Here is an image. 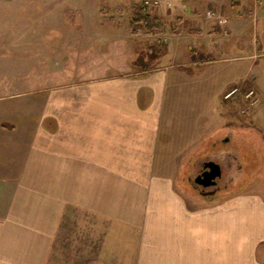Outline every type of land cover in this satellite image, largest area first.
Returning <instances> with one entry per match:
<instances>
[{"label":"crops","instance_id":"obj_1","mask_svg":"<svg viewBox=\"0 0 264 264\" xmlns=\"http://www.w3.org/2000/svg\"><path fill=\"white\" fill-rule=\"evenodd\" d=\"M141 3L161 25L143 34L166 47L167 62L125 64L90 86L19 97L15 111L0 102V264H264V193L225 195L224 205L213 199L203 207L202 192L185 187L191 177L167 171L178 162L169 154L202 145L199 133L173 148L181 131L171 90L181 81H170L171 73L202 77L251 33L256 52L242 59L258 73L246 64L249 73L222 83V103L198 123L207 124L203 136L238 129L224 117L223 106L232 105L224 95L253 80L259 101L249 123L264 130V0ZM208 10L228 25L208 20ZM129 21L121 41L135 43L142 35L131 34Z\"/></svg>","mask_w":264,"mask_h":264},{"label":"rangeland","instance_id":"obj_2","mask_svg":"<svg viewBox=\"0 0 264 264\" xmlns=\"http://www.w3.org/2000/svg\"><path fill=\"white\" fill-rule=\"evenodd\" d=\"M141 2L143 0H0V102L9 103L12 111L21 107L19 97H48L53 88L66 85L90 86L125 64L131 63V67L140 69L157 66L159 61L167 62L166 52L162 51L166 47L160 48L153 36L145 37L140 26L137 33L142 37L134 40L135 43L121 41L120 36L128 33V20ZM105 17L117 22L101 25ZM250 36L249 42L235 41L232 58L214 65L202 77H190L178 69L171 73L170 81H181L180 87L171 90L172 112L177 116L181 131L173 148L188 145L199 133L202 137L197 139L202 145L191 154H169L171 160L178 162L177 168L167 171L174 176L182 173L183 177H191L193 185L184 182L186 189L202 192L194 180L204 164L212 161L222 169L221 180L212 187L214 193L203 198V207L210 206L205 203L213 199L224 205L225 201L219 198L225 195L264 193V130L254 131L255 127H251L252 110L244 98L252 89L258 97L253 80L246 87L233 82L232 88L239 89V96L231 100L230 108L227 106L224 111V105L222 109L224 117L232 120L238 129L216 127L203 136L207 124L203 120L198 123L200 117L209 113L210 106L222 103V83L227 84L230 78L236 81L249 73L246 64H250V74L251 71L258 73V69L252 67L254 61L242 59L256 52L252 33ZM190 57L188 59H194L193 55ZM189 68L194 70L191 65ZM209 73L214 76L208 77ZM181 164L185 167L180 170Z\"/></svg>","mask_w":264,"mask_h":264},{"label":"trees","instance_id":"obj_3","mask_svg":"<svg viewBox=\"0 0 264 264\" xmlns=\"http://www.w3.org/2000/svg\"><path fill=\"white\" fill-rule=\"evenodd\" d=\"M149 8L150 6L145 5V3H141L136 8V12H134L133 14L134 16L129 21L131 34L137 33L138 26L142 28V31L145 34L150 33V31L154 32L155 29H161L160 21H156L155 19H153V17H151V15L148 12Z\"/></svg>","mask_w":264,"mask_h":264},{"label":"built area","instance_id":"obj_4","mask_svg":"<svg viewBox=\"0 0 264 264\" xmlns=\"http://www.w3.org/2000/svg\"><path fill=\"white\" fill-rule=\"evenodd\" d=\"M206 18L207 19H215L216 20V23L220 26V27H225L228 25V22L229 20L227 19V17H225L224 15H218L216 14L214 11L212 10H208L206 12ZM239 89L236 87V88H233L231 89L229 92H227L224 96V99L225 100H232L234 98H237L239 96ZM244 98L249 101L250 103V106H249V109L250 108H253L259 101V98L256 96V93L255 91L252 89V90H249Z\"/></svg>","mask_w":264,"mask_h":264},{"label":"water","instance_id":"obj_5","mask_svg":"<svg viewBox=\"0 0 264 264\" xmlns=\"http://www.w3.org/2000/svg\"><path fill=\"white\" fill-rule=\"evenodd\" d=\"M207 171L196 177L195 183L203 188L216 186L222 177L221 167L215 162H208L205 165Z\"/></svg>","mask_w":264,"mask_h":264},{"label":"flooded vegetation","instance_id":"obj_6","mask_svg":"<svg viewBox=\"0 0 264 264\" xmlns=\"http://www.w3.org/2000/svg\"><path fill=\"white\" fill-rule=\"evenodd\" d=\"M207 163H208V162H207ZM207 163L204 164L203 170L200 172L199 175H201V174H203V173H205V172L207 171V169L205 168V165H206ZM201 188L203 189L202 192H203V194H204V197H208V196H210L211 194L214 193V190H215V189H213L212 187H209V188H203V187H201Z\"/></svg>","mask_w":264,"mask_h":264}]
</instances>
